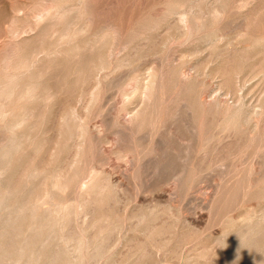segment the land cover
Returning a JSON list of instances; mask_svg holds the SVG:
<instances>
[{
  "label": "bare ground",
  "instance_id": "1",
  "mask_svg": "<svg viewBox=\"0 0 264 264\" xmlns=\"http://www.w3.org/2000/svg\"><path fill=\"white\" fill-rule=\"evenodd\" d=\"M232 15H237L239 21L236 37L226 29L232 28L229 19ZM174 28L176 33H171ZM221 39L225 40L223 45L218 44ZM183 47L191 49L190 54H198L195 61L187 62V68L175 62L177 56L170 55ZM209 47L218 52H210L200 62ZM145 57L152 58L153 64L147 73L146 66L132 67L135 60ZM123 67L129 68L128 73L118 77V68ZM127 76L132 80L128 83L134 81L136 85L120 86L126 97L121 107L124 113L127 114L126 110L133 113L126 116L122 109L119 111L118 104L114 120L118 121V127L112 131L117 134L115 148L122 151V156L126 151L125 157L129 158L128 166L120 172L123 180L118 182L112 181L107 172L108 167L112 171L118 162L114 167L115 161L104 167L115 157L110 156L115 141L108 143L110 147L105 145L101 126L114 115L108 112L102 119L96 114L101 95L118 78L123 81ZM250 77H254L259 88L254 100L250 97L249 101L246 94H235L231 99L221 93L236 92ZM137 82H143L149 94V99L146 97L147 101L142 102L145 106L139 108L133 105L135 90L140 85ZM81 91L87 96L80 106L82 111L76 105L79 102H72L75 94L82 100ZM91 115L104 122L101 125L99 119L97 122L102 133L91 123ZM224 137L229 140L220 145V151L227 152H221L214 160L221 170L227 168L230 175L223 177L224 182L221 179L223 183L216 181V187L212 183L215 193L205 195L204 205L209 212L216 208L215 222L226 217L228 228L232 229L217 236L218 244L210 253L183 254L176 264H205L210 258L218 263V252H222L220 257L223 254L221 259H232V264L264 262V0H0V264H167L163 257L154 263L148 257L153 252L158 254L166 246L165 238L170 236L167 233L170 229L164 230L171 218L167 213L170 200L145 208L139 203L142 200L145 204L148 192L154 188L150 187L164 180L168 174L163 175L165 168L173 170L167 176L172 179L173 187H168L170 196H176L174 193L184 187L194 193L195 173L202 166L211 165L212 161L207 160L209 147L217 148L214 142ZM135 139L140 140L138 145H134ZM174 142L176 147H171ZM96 154L107 162L93 163ZM140 166L147 173H139ZM134 170L139 177L150 176H142L140 184ZM249 171L254 178L248 179ZM116 175L118 179L119 174ZM197 177L199 182L200 176ZM215 178L219 179L216 175ZM192 181L195 189L189 186ZM113 182H118V190L129 189L127 195L132 191L133 196L136 187L134 197L141 196L139 203L132 200L141 208L139 212H134V206V210L125 205L120 207L127 215L125 221L120 216L118 221L113 217L111 204L122 206L128 198L121 199L124 200L121 203L120 196L113 197ZM158 186L155 188L162 185ZM178 187L183 188L177 190ZM141 191H147L148 195L142 196ZM189 192L186 195L190 199ZM207 192L208 189L204 193ZM179 197L175 201L179 202ZM232 198L245 206L253 204L246 207L250 213L255 209L254 203L261 202L259 213L237 222L234 216L239 217L240 213L230 208ZM228 200L231 202L226 203ZM162 201L165 200L159 203ZM199 211L202 217V210ZM230 211L235 215H228ZM209 212L207 215L212 213ZM214 214L208 221L204 215L208 230ZM165 217H169L167 222ZM199 223L200 227L202 222ZM192 228L190 231L195 230ZM131 230H140L143 238H137ZM165 232L168 235L164 238ZM133 240H136L134 249ZM180 243L179 247L184 245ZM128 246L130 253L118 258L120 253L125 255L122 249Z\"/></svg>",
  "mask_w": 264,
  "mask_h": 264
},
{
  "label": "rangeland",
  "instance_id": "2",
  "mask_svg": "<svg viewBox=\"0 0 264 264\" xmlns=\"http://www.w3.org/2000/svg\"><path fill=\"white\" fill-rule=\"evenodd\" d=\"M113 9H115V8H113ZM231 21H230V23H231V25H232V28L231 27H226V29H230V30H228V32H231V35L232 36H234V37H236V34H237V32H239V27H238V25H237V23L239 22H237V15H232L230 18H229ZM171 33H176V29L174 28V29H172L171 30ZM225 43V40H223V39H221L220 41H219V43L218 44H224ZM181 50H183V52L181 51ZM180 51H177V52H175L174 54H170V53H168V54H170V55H172L171 57H176L177 56V59L175 60V62L177 61V62H180V64H183V66H184V68H187V62L188 61H195L197 58H196V56L198 57V54H195L194 52H191V54H190V50L191 49H189V48H185V47H183L182 49H181ZM189 51V52H188ZM204 51H205V49H204ZM218 52V49H216V48H212V47H209L207 50H206V53H205V55H203L202 57H201V59H200V62H204V61H202L204 58L206 59V56L210 53V52ZM179 52H182V53H180L179 54ZM185 52V53H184ZM177 53H178V55L179 56H181V58L177 55ZM182 54V55H181ZM193 54V55H192ZM173 55H175V56H173ZM190 55V56H189ZM199 55H201V52H199ZM167 56V55H166ZM184 56V57H183ZM183 57V58H182ZM147 58V59H146ZM179 58V59H178ZM152 59V58H151ZM149 57H145V59H138V60H135V62L132 64V67L133 66H135V65H139L140 67L141 66H143V67H145V69H144V71L147 73V69L149 68V67H151L153 64H152V60H151ZM182 59H183V61H182ZM195 59V60H194ZM145 60V61H144ZM150 60V61H149ZM180 60V61H179ZM182 61V62H181ZM192 61V62H193ZM135 63H137V64H135ZM121 68H118V73H117V76L118 77H120V75L122 74L123 75V73L124 74H126V73H128L127 72V70L129 69L128 67H123L122 69H123V71L121 72V70H120ZM120 73V74H119ZM147 76V75H146ZM117 79V78H116ZM146 79V78H145ZM145 79H143V82L144 83H146L145 81ZM148 79V78H147ZM119 80V81H118ZM118 84H116L117 83V81H114V83H113V86H111V87H109L108 89H107V91H105L102 95H101V99H100V101L101 102H99L98 104H97V107H98V110H99V112H98V114H96L97 115V117H101L102 119L104 118V115H108L109 113L108 112H110L112 115H114L112 118H113V121L110 119V121H111V123H110V121L109 122H107V123H104L103 121H101L102 119H100V118H97L96 116H92L91 115V123L93 124H95V127L96 128H98L99 130H101L100 128H102L103 129V131L101 130V133L103 134V137H104V141H105V145L107 144V146L108 147H110V145L112 144V142H114L113 144H115V145H113L112 144V146H113V148H114V150L111 152V153H113L112 155H111V153H110V156L112 157V156H114L115 155V157L113 158H111V161H112V159H113V161L111 162L110 161V163H109V161H108V163H106V164H104V165H101V164H103V162H104V159L102 160L101 159V156L99 155V154H96V156L98 157H95L94 158V160H93V163H96L97 164V162L96 161H101L99 164H100V166H104V167H108L109 165H111L112 166V164L113 163H115L116 161L118 162V165H116L117 164V162L115 163V164H113V169H112V171H110L111 170V168L112 167H108L107 169H109V170H107V172L109 173V177L110 178H112L111 180L113 181H122L123 180V176H121L123 173H121L120 174V172H122L123 171V167H125L126 165L128 166V164H129V158H126L125 156L127 155L126 154V151H124L125 152V155L124 156H122L123 154H121L120 155V151L121 150H119V149H117V148H115V147H118V140L116 141L115 140V137H117V136H115V134L114 133H112V131L114 132L116 129H117V127H118V121H114V120H117L115 117L118 115V106L120 107V112H121V109H122V107L124 106V104L123 105H121V101H122V103H123V101H124V99H126V97L124 96V93H123V88H124V86L126 87V86H131V85H133V86H135L136 84H134L135 82L133 81V83H128V81H130V82H132V80H130V79H128V76L127 77H123L122 78V80L123 81H121V78H118ZM249 81H247V83L245 82V84L244 85H242V86H240V87H242V88H238L237 90H236V92H230V93H227L226 92V90L224 91V90H222V92L221 93H225L224 95L225 96H227V97H229V98H231V99H233V97H235V94L237 95V94H239V93H241V94H243L244 96H245V94H246V96L245 97H247V99L250 101V97H251V101L252 100H254L255 98H256V96H257V94H258V89L259 88H257L256 86H257V84H254V83H256V81H255V79H254V77H250L249 79H248ZM121 82V83H120ZM141 83L140 84V82H137V84H140L139 85V87H137V89L135 90V103H133V105L135 104V108H139V107H141V106H145V104L143 105V103L142 102H144V99L146 100L148 97V91H147V89L144 87L145 86V84L144 83ZM124 83H127L126 85H123ZM123 85V86H122ZM252 85H254V86H252ZM123 87V88H121V87ZM252 87V88H249V87ZM114 87V88H113ZM117 87H118V90H117ZM112 89H114V90H112ZM122 90V92H120L119 93V95L120 96H118V92L119 91H121ZM241 92H240V91ZM249 90V92H247ZM258 90V91H257ZM142 91H143V93H142ZM215 91H220L219 89H215ZM243 91H245V92H247V93H245V92H243ZM83 91H81V95L83 96L82 97V100H78L79 98H80V96L77 98V95L75 94V97L72 99V102H73V100H75L73 103H76V102H79V103H77L76 105L78 106V109L80 110V111H82L83 110V107L81 108L80 106H82L83 105V102H84V100H85V97H87V96H85L83 93H82ZM109 92H111V93H109ZM147 92V95L145 94ZM254 92H255V94H254ZM257 92V93H256ZM108 93L110 94V96L108 95ZM142 95H141V94ZM218 93H220V92H218ZM122 94V95H121ZM145 94V95H144ZM230 94V95H229ZM106 95H108L107 96V98H104V97H106ZM252 95H253V97H252ZM122 96H124V97H122ZM142 96H143V98H142ZM121 97V98H120ZM147 97V98H146ZM116 100H115V99ZM123 98V100H121ZM149 99V98H148ZM120 100V101H119ZM104 101H106L105 103H104ZM116 101V102H115ZM147 101V100H146ZM111 102V103H110ZM118 102V103H117ZM103 103L105 104L104 106H102L103 105ZM147 103V102H146ZM82 104V105H81ZM102 104V105H101ZM119 104V105H118ZM100 106V107H99ZM112 106V110H110L111 107ZM122 106V107H121ZM80 107V108H79ZM104 107H105V112L103 113L102 112V110L104 111ZM116 107H117V110H116ZM103 108V109H102ZM108 108V110H106ZM143 108V107H142ZM110 110V111H109ZM114 110H115V113L117 112V114H115L114 113ZM123 110V113L125 112V109H122ZM101 111V112H100ZM107 111V112H106ZM126 112H127V114L126 113H124V114H126V116H130L129 114H132L133 113V111H132V113H130L129 111H127L126 110ZM102 113V114H101ZM106 113H108V114H106ZM114 113V114H113ZM101 114V115H100ZM100 115V116H99ZM94 117H95V119H94ZM93 119V120H92ZM100 121H99V120ZM94 120H96V121H94ZM99 121V122H98ZM97 122L99 123V125H101L100 123L102 122V124L104 125H101V126H97L98 124H97ZM134 123L136 124L137 122H135L134 121ZM93 124V125H94ZM114 124V125H113ZM116 124V125H115ZM113 125V126H112ZM115 128V129H114ZM110 129V130H109ZM108 131H109V135H108ZM181 132V131H180ZM112 134H114V135H112ZM111 135H112V138H111ZM117 135V134H116ZM107 136V137H106ZM108 136H110V137H108ZM108 138H111V139H113L111 142L110 141H108V140H111V139H108ZM229 140V137H224V138H222L219 142H214L215 143V145L216 146H220V145H222V143L224 144V145H226L227 144V140ZM108 141V142H107ZM133 141V140H132ZM226 141V142H225ZM134 142V145L136 144V145H138V143H140V140H136L135 139V141H133ZM132 142V143H133ZM108 143H111V144H109L108 145ZM123 145H126V143H124V142H121ZM218 143V144H217ZM117 144V145H116ZM175 142L172 144V146L171 147H176L175 145ZM174 145V146H173ZM111 146V147H112ZM212 146H214V144H212ZM211 148V147H209V152H208V157L209 158H207V160L209 159V160H211L212 161V163H211V165L210 166H208V168L207 167H205V166H202L201 167V169L199 170V173L198 172H196V173H198V175L195 173V178L198 176H200L199 178H198V180H199V182L198 181H196V179L193 177V181H194V183H193V181L192 182H190V184H189V186L191 185V188L193 187L192 186V183H193V185H194V187H196V189L193 187L192 189H195L196 191H197V193H196V191L195 190H193L194 191V193L193 192H189L190 191V189H189V191H188V189L186 190L185 189V187L183 188V187H180V188H183V189H180L179 187L177 188V190H181V191H177L176 193H174V194H176V196H174L173 194V196L174 197H172V196H170V189L173 187L172 186V179H170V178H168L169 177V175L168 174H173V172H170L171 170H170V168H165V170L164 171H162L163 172V175L165 174V173H168L167 175H164V180H161L159 183H157V184H154V186L152 185L150 188H152V187H157L158 185L160 186V185H162V186H158L159 188H152L151 189V191L150 192H148V194H147V191H141V194H142V196L143 195H148V197H146V199L145 200H147L146 201V203L144 204V201H142L141 200V202L139 203V201H140V197L141 196H139L138 198H135L134 196H135V189H137L136 187H133L134 188V190L133 189H131V190H133V196H132V191H129V192H131V193H129V195H130V198H129V195H127L128 194V191L127 190H129V189H127V190H120V188H119V190H118V185H116V184H118V182H113L112 183V192L114 191L115 192V194H114V192L112 193V195H113V197H115L116 199H118L119 198V196H120V200L121 199H125V197H128L127 199H125V201L124 200H121V203H122V206H121V204H119L118 206H113L112 204H111V209H112V213H114L113 214V217L115 218V220L116 221H118V216H120V218H121V220H123V221H125V219L127 218V215L126 214H124V212H123V210L122 209H120V207L121 208H123L124 207V205L127 207V209L128 210H131V209H133L134 210V207H136V209L134 210V212H139L138 210H140L141 208L140 207H143V208H145V207H150V206H156V205H161L162 203L163 204H165L166 202L168 203V200H170V206H169V204H167L168 205V209H167V213H168V216L169 217H171L170 219H169V217H165V222H167V220H168V226L169 227H167L165 224H164V227L166 226V228L164 229L165 231L168 229H170V231H166L167 233H169V235L170 236H165V235H168L166 232L165 233H163V237L165 238V237H167V238H165L166 239V246H164L161 250H160V252L158 253V254H156L155 252H153V255H152V253H151V255L148 257V261H152L153 263L154 262H156L157 260H159V259H161L160 257H163L162 259L164 260V261H166L167 262V264H176L177 262H178V260L180 259V256L181 255H183V254H187V253H193V254H191L192 256L194 255V254H196V253H199V252H203V251H205V252H209L210 253V251H213V249H214V247L215 246H217V244H218V241H217V236H220V235H222V234H224L225 233V231L227 232V231H229L230 230V228L232 229V227H229L228 228V224L226 223L227 221V218L226 217H224L223 219H221V220H219V221H217V222H215V218L217 217V215H216V213L214 214V209L216 210V208L214 207L215 205H217L218 203H216L213 207V211L211 210L210 212H212V213H210L209 212V209H207L208 207H206L204 204H205V200H206V194H208L207 195V197L208 196H210L211 194H213V193H215V187H216V185L218 184V183H216V181L217 182H220V183H223L226 179L225 178H227L230 174V172L228 171V170H226L225 168H222V170L220 169L221 168V166H218L217 164L215 165V160L216 159H218L219 158V156H220V154H221V152L223 153H225V152H227V151H220V149H221V146H220V148ZM236 146L234 145V147L232 146L231 148L233 149V148H235ZM138 148H140V147H138ZM117 150V151H116ZM210 150H213V152L211 151V154H210ZM114 151L116 152L115 154H114ZM119 151V152H118ZM219 153H218V152ZM123 152V153H124ZM217 152V153H216ZM121 153H122V151H121ZM214 153H216V154H214ZM119 154V155H118ZM210 154V155H209ZM212 154L213 155H217L216 157L215 156H212ZM223 155V154H222ZM119 156V158L117 159V157ZM122 156V157H121ZM125 157V158H124ZM128 157H129V154H128ZM210 157H211V159H210ZM213 157V158H212ZM215 157V158H214ZM124 158V162L126 163H124L121 159H123ZM99 159V160H98ZM117 159V160H116ZM215 159V160H214ZM206 160V162H208ZM214 160V161H213ZM229 160H230V157H229ZM115 161V162H114ZM228 161V160H227ZM105 162H107V160H105ZM104 162V163H105ZM128 162V163H127ZM214 162V163H213ZM112 163V164H111ZM120 163H122V164H120ZM98 164V165H99ZM213 164H214V166H213ZM120 165V166H119ZM126 166V167H127ZM126 167L124 168V170L126 169ZM213 167H214V169H213ZM115 168H118V169H115ZM120 168H122V169H120ZM141 168H144L145 169V167L144 166H140L138 169L140 170ZM210 168H212V169H210ZM115 169V170H114ZM138 169H136L137 171H139ZM152 169V168H151ZM167 169H168V171H167ZM119 170V171H118ZM136 170H134L135 171V178H136V180L138 181V179H137V177L139 178V181H138V183H140L141 181H140V178L143 176V177H148V176H150L149 174L148 175H140L141 177H139V173H142L141 171H144L143 173H145L146 171L145 170H143V169H141L140 171H139V173L136 171ZM153 170V169H152ZM207 170V171H206ZM217 170H219V171H217ZM225 170V171H224ZM117 172L116 174H119L118 175V179L116 178L117 177V175L115 174V172ZM173 171V170H172ZM204 171H205V173H204ZM223 171V172H222ZM228 173H227V172ZM111 172V173H110ZM165 172V173H164ZM213 172H214V174H213ZM218 172H221V174L220 175H222V176H220L219 174H218ZM250 172V171H249ZM147 173V172H146ZM149 173L151 174V175H153V171L152 172H150L149 171ZM201 173H203V175L201 174ZM215 173H217L218 174V176H217V174H215ZM225 173H226V175H225ZM113 174L115 175V177L113 176ZM138 174V176L136 177V175ZM200 174V175H199ZM207 174H208V178H207ZM211 174H212V176H211ZM210 175V176H209ZM215 175H216V177H219V181L215 178ZM168 176V177H167ZM225 176V178H223ZM165 177H166V179L169 181H171V184H170V181L168 182V186H166V184H167V180L165 181ZM221 177V178H220ZM120 178V179H119ZM149 178V177H148ZM204 178V179H203ZM211 178V179H210ZM214 178L216 179V180H214ZM249 178H254V176H253V173H251L250 172V174H249V176H248V179ZM116 179V180H115ZM201 179V180H200ZM210 179V180H209ZM223 180V182H222V180ZM142 180V179H141ZM206 180V181H205ZM120 181V182H121ZM134 181H135V179H134ZM133 181V182H134ZM137 181H135V184H136V182ZM165 181V182H164ZM195 181H196V183H195ZM201 181V182H200ZM213 181V182H212ZM164 184H163V183ZM137 183V184H138ZM162 183V184H161ZM199 183V184H198ZM201 183V184H200ZM210 183H211V186H210ZM212 183H214V186H213V189L214 190H212ZM219 183V184H220ZM263 183H264V179H263ZM114 184V185H113ZM141 184V183H140ZM140 184H138V185H140ZM196 184V185H195ZM198 184V185H197ZM208 184H209V186H208ZM163 185H165V186H163ZM172 187H171V186ZM117 186V187H116ZM201 186V187H200ZM205 186V187H204ZM207 186V187H206ZM113 187H114V189L115 190H113ZM166 187V188H165ZM168 187H171L170 189L168 188ZM198 187H199V189H198ZM165 188V189H164ZM205 188V189H204ZM160 189H161V191H162V189H163V191L162 192H160ZM191 189V190H192ZM204 191V192H206L207 191V189H208V192L207 193H204L202 190ZM159 192H158V191ZM165 190V191H164ZM169 190V191H168ZM183 190V191H182ZM185 190L186 191H188L189 192V194H190V199H189V196H187L186 194H188V192L186 193L185 192ZM119 191V192H118ZM121 191V192H120ZM123 191H125V192H123ZM127 191V192H126ZM135 191V192H134ZM212 191H213V193H212ZM165 192L167 193V195L170 197H168L166 194H165ZM178 192H180L181 193V195L180 194H177ZM185 193V194H182V193ZM200 192V193H199ZM202 192H203V194H202ZM122 193H124V194H122ZM127 193V194H126ZM145 193V194H144ZM154 193H155V195H154ZM160 193V194H159ZM162 193H164V195L162 194ZM211 193V194H210ZM117 194H119V195H117ZM122 194V195H121ZM154 196H156L157 194V196H159L160 195V197L159 198H156V197H154ZM196 194V195H195ZM116 195V196H115ZM150 195H152V198H151V196ZM182 195H185V197L184 198H182L183 196ZM118 196V197H117ZM123 196H124V198H123ZM163 196V197H162ZM179 197V198H181V199H179V202H177V201H175V200H177V198L176 197ZM182 196V197H181ZM192 196V197H191ZM198 196V197H197ZM212 196V195H211ZM153 197H154V199L155 200H153ZM168 197V198H167ZM164 198V199H163ZM175 198V199H174ZM192 198H195V199H192ZM129 199V200H128ZM150 201H149V200ZM152 199V200H151ZM157 199V200H156ZM166 199H168V200H166ZM173 199H174V201H173ZM132 200H134V201H138V203H139V206H138V204H136V202H134V201H132ZM161 200H165L164 202L162 201L161 203H159ZM184 200H186V201H184ZM190 200V201H189ZM203 200H204V202H203ZM231 200V199H230ZM230 200H228V202H226V203H230L231 201ZM129 201V202H128ZM153 201H156V202H154L153 204H151ZM159 201V202H158ZM171 201L173 202V203H171ZM180 201H181V203H180ZM201 201L203 202V203H201ZM133 202H134V204H136V206L133 204ZM151 202V203H150ZM186 202V203H185ZM192 202V203H191ZM198 202H200V204L198 203ZM241 203V205L240 204H238V203ZM238 203L236 202V201H234L233 200V198H232V202H231V205H230V208L231 207H234V210L233 209H231V211L233 210V212L234 213H236L237 212V214H239L240 213V215H239V217H238V215H237V217L236 216H234V218L237 220V222H244L245 220H247L248 218H250L251 216L253 217V216H257V214L259 213H257V211L259 210V208H260V206L262 205V203L261 202H258V203H254V206H255V209H254V211L252 212V213H250V212H248L247 211V209H248V207H250V206H252L253 207V204L252 205H242V201H239ZM130 203V204H129ZM148 203V204H147ZM174 203H175V205H174ZM178 203V204H177ZM260 203V204H259ZM128 206H127V205ZM162 204V205H163ZM173 204V205H172ZM180 204V205H179ZM187 204V205H186ZM191 204V205H190ZM201 204H203V207L201 208L200 206H202ZM239 206H238V205ZM116 205H117V203H116ZM178 205V206H177ZM181 205H183V206H181ZM186 205V206H185ZM188 205H189V207H188ZM197 206V209L196 210H194L195 208H196V206ZM220 205V204H219ZM218 205V206H219ZM234 205V206H233ZM236 205V206H235ZM132 206H134L133 208H132ZM175 208L174 209V212H173V208ZM183 207V208H182ZM192 207H193V210H190V209H192ZM217 207V206H216ZM246 207H247V209H246ZM115 208V209H114ZM172 208V211L170 210ZM184 208H186L185 210H184ZM205 208V209H204ZM179 209V210H178ZM184 210V211H182V210ZM237 209V210H236ZM120 210V211H119ZM169 210L172 212V213H170L169 214ZM188 210H189V212H188ZM199 210H202V213H201V216L203 217V221L201 220V218L202 217H200V213L199 212H201V211H199ZM206 210H208V211H206ZM244 210H246L245 211V213H244ZM193 211H195V213L193 212ZM203 211H206V213L205 212H203ZM229 212V214L228 215H232L233 216V212ZM241 211V212H240ZM118 212H120V213H118ZM175 212H177L176 214H175ZM181 212V213H180ZM207 212H209L210 214L209 215H207L208 213ZM216 212V211H215ZM242 212H243V214H242ZM117 213V214H116ZM166 213V214H167ZM174 213V214H173ZM185 213V215H183ZM233 213V214H232ZM214 214V216H212L210 219H213V220H211V222H208V225H209V223L211 224V225H209V228L211 229H207L208 228V226H207V221L209 220V216H211V215H213ZM245 214V215H244ZM117 215V216H116ZM124 215H126V216H124ZM179 215H181V216H179ZM204 215H205V219L207 220V218H208V220L206 221V220H204ZM235 215V214H234ZM116 216V217H115ZM167 216V215H166ZM176 216H177V218H176ZM193 216V217H192ZM196 218H199V220H195V217ZM199 216V217H198ZM206 216H208V217H206ZM174 217V218H173ZM188 218V219H191L190 221L189 220H185V218ZM190 217V218H189ZM181 218V219H180ZM177 219V220H176ZM182 219H184L183 220V222L181 221ZM174 220V221H173ZM193 220H195V223H197V224H195V225H197L198 227H196L195 228V225L193 224L194 223V221ZM158 221H160L159 219H157L156 220V222L157 223H159ZM186 221H188V223H185ZM193 221V222H192ZM201 223H199V222ZM214 221V222H213ZM223 221H224V223H223ZM220 222V223H219ZM170 223V224H169ZM185 223V224H184ZM191 223V224H190ZM198 223L200 224V227H199V225H198ZM206 225H205V224ZM219 223V224H218ZM161 223H159V225H160ZM167 224V223H166ZM172 225V226H171ZM183 225H184V227H183ZM202 225H203V227H202ZM217 225V226H216ZM177 226V227H176ZM178 226H179V228H178ZM192 226H194L193 228H195V230H193V228H192ZM207 226V227H206ZM215 226L216 227H218L219 229V231L217 232V229L215 228ZM220 226V227H219ZM192 228V230L193 231H190L191 230V228ZM171 228H173V229H171ZM174 228H175V232H174ZM180 228H182V229H180ZM197 228H199V229H197ZM187 229V230H186ZM197 229V230H196ZM204 229V230H203ZM205 229H207V230H205ZM172 230V231H171ZM183 230H185V231H183ZM200 230H202V231H200ZM216 231V232H214V231ZM180 231H182L183 233H179ZM190 231V233H192V234H189L188 232ZM206 231V232H205ZM222 231H223V233H222ZM134 232V233H133ZM137 232H138V234H137ZM174 232V233H173ZM184 232H185V234H184ZM194 232V233H193ZM203 232V233H202ZM210 232V234H208ZM197 233V234H196ZM216 233H218V234H216ZM131 234H136V236H137V238H143L142 236H143V233L142 232H140V230H131ZM139 234H140V236H139ZM172 234V235H171ZM184 235V238L182 237L183 235ZM189 234V236H187L186 237V235H188ZM199 234V235H198ZM205 234H206V236H205ZM213 234V235H212ZM191 235H193V236H191ZM198 235V236H197ZM201 235V236H200ZM210 235H211V237H210ZM162 236H158L159 238H162ZM200 236V237H199ZM175 237H177V240H176V238ZM178 237H182V239H180V238H178ZM186 237V238H185ZM198 238V239H196V238ZM208 238V239H206V238ZM192 238H194V239H192ZM216 238V240L214 241V239ZM181 240V243L180 242H178V241H180ZM187 239V240H186ZM192 239V240H191ZM204 239V240H203ZM176 240V241H175ZM194 240V241H193ZM199 240H201V241H199ZM136 240H133L132 241V244L134 245V246H132V248L134 249V247H135V244H134V242H135ZM191 241H193V243L194 244H192L191 243ZM197 241V242H196ZM203 241V242H202ZM172 242V243H171ZM184 242V243H183ZM190 242V243H189ZM211 242V243H210ZM175 243H176V245H175ZM180 243V245L183 243L184 245H181V246H184V247H179V244ZM188 243V244H187ZM206 243V244H205ZM171 244V245H170ZM202 244H203V246H202ZM207 245V246H205V245ZM209 244V245H208ZM170 245V246H169ZM177 245H178V247H177ZM189 245V246H188ZM192 245V246H191ZM213 245V246H212ZM178 248V250L181 252H178L177 251V249H176V247ZM187 246V247H186ZM200 246V247H199ZM204 246H205V248H204ZM198 247H199V249H198ZM169 248V249H168ZM174 248H175V251H174ZM183 248V249H182ZM125 249H127V250H125ZM172 249V250H171ZM184 249H186V252H185V250ZM196 249V250H195ZM203 249V250H202ZM216 249V248H215ZM124 250V251H123ZM166 250H169V251H166ZM171 250V251H170ZM184 250V252L182 253V251ZM123 251V252H122ZM122 253H125V255L124 254H119V257L118 258H122V257H125L127 254H129L130 252V249H129V246L128 247H125L124 249H122ZM161 252H163V253H161ZM167 252V253H166ZM162 255H161V254ZM176 253V254H175ZM178 253V254H177ZM219 253V252H218ZM217 253V257L220 259L219 261H218V263L216 262L215 263V261L213 260V258H210V259H207V260H205L204 262H205V264H212V262L213 263H215V264H228V262L230 263V264H232L233 263V261H231L232 259H226V260H223V259H221L222 258V256H223V254L221 255V257H220V254L222 253V252H220V254H218ZM166 254V255H165ZM168 254V255H167ZM175 254V255H174ZM121 255H122V257H121ZM160 255V256H159ZM164 255V256H163ZM174 257H173V256ZM117 256H118V254H117ZM152 256H154V258L152 257ZM156 256V257H155ZM170 256V257H169ZM117 258V257H116ZM115 258V259H116ZM117 258V259H118ZM157 258V259H156ZM172 258V259H171ZM177 258H179V259H177ZM150 259V260H149ZM167 259H169V260H167ZM174 259V260H173ZM175 259H176V262H174L175 261ZM172 261V262H171ZM208 261V262H207ZM211 261V262H210ZM222 263H221V262ZM220 262V263H219ZM155 264V263H154ZM261 264H264V262L263 263H261Z\"/></svg>",
  "mask_w": 264,
  "mask_h": 264
}]
</instances>
